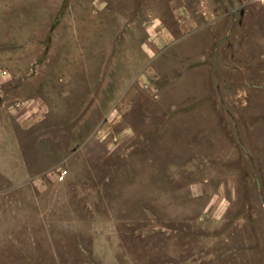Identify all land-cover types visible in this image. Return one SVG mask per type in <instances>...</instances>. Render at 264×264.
Wrapping results in <instances>:
<instances>
[{"label": "rangeland", "instance_id": "obj_1", "mask_svg": "<svg viewBox=\"0 0 264 264\" xmlns=\"http://www.w3.org/2000/svg\"><path fill=\"white\" fill-rule=\"evenodd\" d=\"M0 73V264H264V0H0Z\"/></svg>", "mask_w": 264, "mask_h": 264}, {"label": "crops", "instance_id": "obj_2", "mask_svg": "<svg viewBox=\"0 0 264 264\" xmlns=\"http://www.w3.org/2000/svg\"><path fill=\"white\" fill-rule=\"evenodd\" d=\"M23 71V70H22ZM24 72H21L20 70H16V74H14L15 76H13L12 75V77H14V79H16L15 80V82L17 83V81H20L21 79H24V75L25 74H23ZM20 74V75H19ZM16 75L18 76L17 78H16ZM3 77H4V75L3 74H1L0 73V83H3ZM20 105H22V104H20ZM11 107H13L12 105H11ZM15 112H17L18 113V109L16 108V110H15ZM12 148V150H14V144L10 147V149ZM2 170V169H1Z\"/></svg>", "mask_w": 264, "mask_h": 264}]
</instances>
